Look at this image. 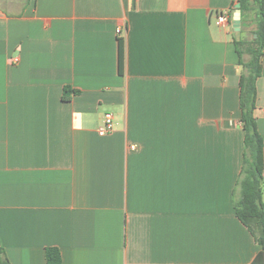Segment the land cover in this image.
Listing matches in <instances>:
<instances>
[{"label": "crops", "instance_id": "obj_1", "mask_svg": "<svg viewBox=\"0 0 264 264\" xmlns=\"http://www.w3.org/2000/svg\"><path fill=\"white\" fill-rule=\"evenodd\" d=\"M235 1L0 0V247L11 264H49L47 247L59 264H252L260 247L233 208L234 40L254 24L233 28ZM64 86L77 90L67 101ZM107 112L114 129L101 136ZM254 115L264 202V55Z\"/></svg>", "mask_w": 264, "mask_h": 264}, {"label": "trees", "instance_id": "obj_2", "mask_svg": "<svg viewBox=\"0 0 264 264\" xmlns=\"http://www.w3.org/2000/svg\"><path fill=\"white\" fill-rule=\"evenodd\" d=\"M237 2L240 3L241 10L240 31L247 21L252 22L254 28L250 31V37L234 40L238 64L241 65L239 104L243 152L240 174L234 188L233 208L237 218L247 227L260 247L252 264H264L263 139L254 115L256 82L261 75V57L264 55V0H236L235 3ZM244 54H248L247 60L243 58ZM76 92L77 90L64 86L63 100H69ZM45 258L49 264L61 262L60 252L55 247L45 249ZM0 264H11L2 247Z\"/></svg>", "mask_w": 264, "mask_h": 264}, {"label": "built area", "instance_id": "obj_3", "mask_svg": "<svg viewBox=\"0 0 264 264\" xmlns=\"http://www.w3.org/2000/svg\"><path fill=\"white\" fill-rule=\"evenodd\" d=\"M231 19V11L221 10L218 12L216 23L218 25H224L229 23ZM122 28H117V33H122ZM114 129L113 115L110 112L104 114L102 124L98 127L97 132L99 135L104 136L111 133Z\"/></svg>", "mask_w": 264, "mask_h": 264}, {"label": "water", "instance_id": "obj_4", "mask_svg": "<svg viewBox=\"0 0 264 264\" xmlns=\"http://www.w3.org/2000/svg\"><path fill=\"white\" fill-rule=\"evenodd\" d=\"M233 28L238 31L240 29V24H241V10H240V3L237 2L234 6V12L232 15V20H231ZM255 36V35H254Z\"/></svg>", "mask_w": 264, "mask_h": 264}, {"label": "rangeland", "instance_id": "obj_5", "mask_svg": "<svg viewBox=\"0 0 264 264\" xmlns=\"http://www.w3.org/2000/svg\"><path fill=\"white\" fill-rule=\"evenodd\" d=\"M247 37H250V35H249V36H247Z\"/></svg>", "mask_w": 264, "mask_h": 264}]
</instances>
